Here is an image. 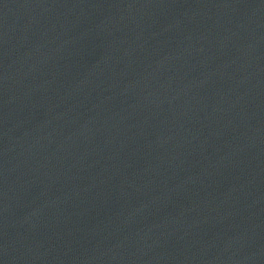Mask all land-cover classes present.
<instances>
[{
    "label": "water",
    "instance_id": "obj_1",
    "mask_svg": "<svg viewBox=\"0 0 264 264\" xmlns=\"http://www.w3.org/2000/svg\"><path fill=\"white\" fill-rule=\"evenodd\" d=\"M0 264H264V0H0Z\"/></svg>",
    "mask_w": 264,
    "mask_h": 264
}]
</instances>
